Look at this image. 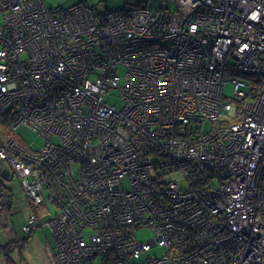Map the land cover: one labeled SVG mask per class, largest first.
Instances as JSON below:
<instances>
[{
  "label": "built area",
  "instance_id": "2783aa9c",
  "mask_svg": "<svg viewBox=\"0 0 264 264\" xmlns=\"http://www.w3.org/2000/svg\"><path fill=\"white\" fill-rule=\"evenodd\" d=\"M148 2L0 0V178L54 264H264V0Z\"/></svg>",
  "mask_w": 264,
  "mask_h": 264
},
{
  "label": "rangeland",
  "instance_id": "374dc122",
  "mask_svg": "<svg viewBox=\"0 0 264 264\" xmlns=\"http://www.w3.org/2000/svg\"><path fill=\"white\" fill-rule=\"evenodd\" d=\"M48 6H62V7H67L70 6L74 3L83 1L87 3L88 5L92 6L96 11H105V10H113V9H118L122 8L125 5H130L132 4L135 0H44ZM148 4L150 6H154L153 0H149ZM118 73L122 72V68H118ZM232 92V85L231 83L225 85L224 87V93L227 95H231ZM105 98L108 99L111 103L115 104L118 107H120L121 102H120V96L116 91H109L106 95ZM210 128V123L206 122L202 125L203 130H208ZM16 133L19 135L22 141L25 142V144L28 145V147L39 150L41 145L43 144V139L39 134H37L35 131L31 130L28 127L21 126L16 130ZM1 165V163H0ZM76 165V163H74ZM74 170L76 169L75 166H72ZM74 172V171H73ZM176 179H179V182L182 186H184V181H182L180 174H175L173 176ZM7 184L12 185L14 187V197H17L19 201H29L28 198L25 196L23 193L20 183L18 179L14 176L12 179L7 181ZM35 211L39 214V218L43 220L45 217L49 216L50 213H55L57 211V207L51 203L47 198L45 200V205L38 207L35 209ZM21 213L18 211L16 213V216H19ZM40 231H45L40 230ZM42 233V232H41ZM151 236L150 230H142L138 232V237L140 239L146 240ZM32 237V236H31ZM30 237V238H31ZM47 237L49 242L52 241V247H54V242L53 238L50 236V233L47 232ZM50 237V239H49ZM55 249V247H54ZM161 249H158V247L153 248L149 251L148 254H153V253H160ZM55 254V250H51V246L48 247V252L44 253L43 256L41 254L40 250H35L34 246H30L29 248H23L18 245H13L9 251L7 252V255L11 258L12 262L14 264H54V259L53 255ZM50 261H49V260ZM0 264H12L9 262H6L5 259V253L0 250Z\"/></svg>",
  "mask_w": 264,
  "mask_h": 264
},
{
  "label": "crops",
  "instance_id": "0c3cea01",
  "mask_svg": "<svg viewBox=\"0 0 264 264\" xmlns=\"http://www.w3.org/2000/svg\"><path fill=\"white\" fill-rule=\"evenodd\" d=\"M10 179L4 177V182L2 183V186L9 195V199L4 204L3 212L0 214V250L2 249V251L5 253V251L7 250L8 252L13 245L21 244L20 247L26 249L30 246H34L36 251H41L42 256L45 252H48L49 246H51V250L54 252L55 249L52 247V241L49 242L48 240L47 232L50 233L51 237L52 234L46 226L42 225L43 220L40 218L36 228L31 233L27 235L21 233V226L25 223L29 213L36 208L31 205L30 201H19L17 197H14V187H12L10 184H7V181ZM18 211H20L21 214L16 216ZM39 229H45V231L39 232ZM6 257L7 256L5 255V259ZM6 262L14 264L11 258L9 261L6 260Z\"/></svg>",
  "mask_w": 264,
  "mask_h": 264
},
{
  "label": "trees",
  "instance_id": "16d2710c",
  "mask_svg": "<svg viewBox=\"0 0 264 264\" xmlns=\"http://www.w3.org/2000/svg\"><path fill=\"white\" fill-rule=\"evenodd\" d=\"M13 177H14V175L10 173V175H9L8 177H6V178H9V179L11 178V179H12ZM3 178H4V176L2 175V177L0 178V180L2 181V183L4 182ZM20 245H21V244H20ZM20 245H18L19 248H20ZM6 246H7V245H6ZM5 255L7 256V257H6V260L9 261L10 258H9V256L7 255V250L5 251Z\"/></svg>",
  "mask_w": 264,
  "mask_h": 264
},
{
  "label": "water",
  "instance_id": "95a60500",
  "mask_svg": "<svg viewBox=\"0 0 264 264\" xmlns=\"http://www.w3.org/2000/svg\"><path fill=\"white\" fill-rule=\"evenodd\" d=\"M9 174H10V171L8 170V168H4L2 171V175L6 178L8 177Z\"/></svg>",
  "mask_w": 264,
  "mask_h": 264
}]
</instances>
